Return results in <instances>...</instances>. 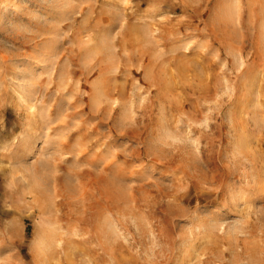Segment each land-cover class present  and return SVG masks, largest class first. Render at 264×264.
<instances>
[{
  "label": "rangeland",
  "instance_id": "1",
  "mask_svg": "<svg viewBox=\"0 0 264 264\" xmlns=\"http://www.w3.org/2000/svg\"><path fill=\"white\" fill-rule=\"evenodd\" d=\"M0 264H264V0H0Z\"/></svg>",
  "mask_w": 264,
  "mask_h": 264
},
{
  "label": "bare ground",
  "instance_id": "2",
  "mask_svg": "<svg viewBox=\"0 0 264 264\" xmlns=\"http://www.w3.org/2000/svg\"><path fill=\"white\" fill-rule=\"evenodd\" d=\"M70 84V83H69ZM101 97V96H100ZM102 97H104V96H102ZM102 97H101V99H102ZM115 98V97H114ZM107 100H108V98H107ZM110 100H111V102H110ZM112 101H117V100H112V98L110 99V97H109V100H108V102H106V101H103L104 103H107V105H108V103H109V105H110V103H111V105H112ZM99 103V106H101L103 103L101 102V101H99L98 102ZM100 103H101V105H100ZM114 103V102H113ZM116 103V102H115ZM115 105V104H114ZM113 105V106H114ZM112 106V107H113ZM106 107V106H105ZM111 109V108H110ZM118 109V108H117ZM113 110V109H112ZM69 114V113H68ZM49 115V117H51L52 116V114L51 113H49L48 114ZM70 115H71V113H70ZM84 115V114H83ZM84 117V116H83ZM60 208V207H59ZM60 210V209H59Z\"/></svg>",
  "mask_w": 264,
  "mask_h": 264
}]
</instances>
